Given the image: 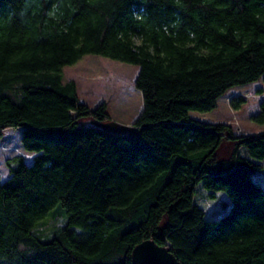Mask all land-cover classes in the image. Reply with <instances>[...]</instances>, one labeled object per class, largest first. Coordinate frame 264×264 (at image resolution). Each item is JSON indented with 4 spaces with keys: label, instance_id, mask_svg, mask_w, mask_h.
<instances>
[{
    "label": "trees",
    "instance_id": "1",
    "mask_svg": "<svg viewBox=\"0 0 264 264\" xmlns=\"http://www.w3.org/2000/svg\"><path fill=\"white\" fill-rule=\"evenodd\" d=\"M85 54L139 66L138 138L97 126L106 103L64 79ZM257 80L264 0H0V137L21 146L0 176V264H132L148 238L181 264H264V131L189 115ZM218 191L229 206L207 218Z\"/></svg>",
    "mask_w": 264,
    "mask_h": 264
},
{
    "label": "rangeland",
    "instance_id": "2",
    "mask_svg": "<svg viewBox=\"0 0 264 264\" xmlns=\"http://www.w3.org/2000/svg\"><path fill=\"white\" fill-rule=\"evenodd\" d=\"M137 64L122 62L97 54H85L75 63L63 67L64 79H74L80 101L94 108L101 102L106 103V111L110 119L121 124H134L142 110V94L135 87L134 81L138 72ZM262 88L261 92L258 89ZM233 95H243L246 101L240 108L234 109L230 105ZM264 99V84L261 80L229 88L217 99V107L209 111L191 110L190 117L202 121L224 122L232 128L234 133L257 134L264 131V123L253 119L259 109V102ZM84 123H92L86 118ZM7 147L0 151V176L6 177L8 171L5 159L20 150V130L7 128L2 132L0 140ZM2 144V145H3ZM232 144L225 142L220 154L226 156ZM27 159L32 156L27 154ZM201 194H207L199 184ZM201 202L207 209L206 217L213 218L221 214L229 206L226 194L216 192L215 197H205ZM213 210V211H212Z\"/></svg>",
    "mask_w": 264,
    "mask_h": 264
},
{
    "label": "water",
    "instance_id": "3",
    "mask_svg": "<svg viewBox=\"0 0 264 264\" xmlns=\"http://www.w3.org/2000/svg\"><path fill=\"white\" fill-rule=\"evenodd\" d=\"M97 126L105 131L120 134L126 133L132 138H138L140 129L134 124H121L117 121L108 120L97 122ZM132 264H181L170 249L158 245L152 238L145 239L136 244L131 251Z\"/></svg>",
    "mask_w": 264,
    "mask_h": 264
},
{
    "label": "built area",
    "instance_id": "4",
    "mask_svg": "<svg viewBox=\"0 0 264 264\" xmlns=\"http://www.w3.org/2000/svg\"><path fill=\"white\" fill-rule=\"evenodd\" d=\"M6 148H7V147H5L4 145H1V146H0V149H3V150H4V149H6Z\"/></svg>",
    "mask_w": 264,
    "mask_h": 264
}]
</instances>
